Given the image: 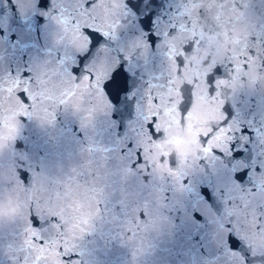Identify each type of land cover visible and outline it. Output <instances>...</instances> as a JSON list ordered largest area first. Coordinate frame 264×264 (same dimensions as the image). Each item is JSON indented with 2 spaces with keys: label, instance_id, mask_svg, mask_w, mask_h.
I'll use <instances>...</instances> for the list:
<instances>
[{
  "label": "water",
  "instance_id": "95a60500",
  "mask_svg": "<svg viewBox=\"0 0 264 264\" xmlns=\"http://www.w3.org/2000/svg\"><path fill=\"white\" fill-rule=\"evenodd\" d=\"M96 2L0 0V264H264V0Z\"/></svg>",
  "mask_w": 264,
  "mask_h": 264
},
{
  "label": "snow or ice",
  "instance_id": "6c2138e0",
  "mask_svg": "<svg viewBox=\"0 0 264 264\" xmlns=\"http://www.w3.org/2000/svg\"><path fill=\"white\" fill-rule=\"evenodd\" d=\"M98 0L95 4L88 5V10H84V6L82 4L77 5L79 9H81L82 15L87 19L99 26L100 17L97 15V9L99 8ZM75 23V21H73ZM170 41H168L169 43ZM252 57L247 54L245 61L243 62V67L247 68L248 59ZM232 67V65H229ZM92 77L85 76L83 81H91ZM76 84H79L81 80L77 81L74 79ZM33 81H10L7 82L6 85H0V107L3 106V96L5 93L14 94L24 105L32 104L33 109L39 110L40 112H46V108L50 106L52 103L57 102L55 99H41V97H36V103H33V99L30 96L31 93V85ZM219 83V82H216ZM44 95V94H41ZM60 101L62 102L63 96H60ZM155 103V101H152ZM28 114V113H26ZM151 117V122L147 124V129L152 131H158V123H157V115L154 112L149 111V115L145 117L148 119ZM148 136H151L148 134ZM206 140L210 138V134L206 135ZM264 203V202H262ZM55 217V216H53ZM37 224L39 223V219L36 220ZM54 233L43 235L38 231H35L31 226L25 228L24 234L25 238L22 241L24 245V249L29 255L23 256L21 264H47V255L48 249L52 248L56 245L55 236L62 231L63 229L57 228L55 224H53ZM242 230V234L245 235V238L251 237L254 242H258L264 244V222L259 221L255 212L253 213V222L250 224L242 223L240 226ZM62 251L66 252V249L63 246L57 248V252L61 253ZM60 260L62 261V257L60 255Z\"/></svg>",
  "mask_w": 264,
  "mask_h": 264
}]
</instances>
